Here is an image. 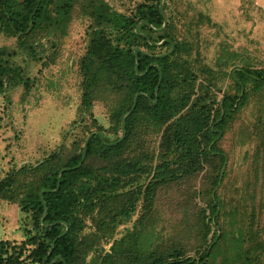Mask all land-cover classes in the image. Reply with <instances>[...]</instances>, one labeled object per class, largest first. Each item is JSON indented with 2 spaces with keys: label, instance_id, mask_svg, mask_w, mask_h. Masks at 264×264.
Instances as JSON below:
<instances>
[{
  "label": "trees",
  "instance_id": "trees-1",
  "mask_svg": "<svg viewBox=\"0 0 264 264\" xmlns=\"http://www.w3.org/2000/svg\"><path fill=\"white\" fill-rule=\"evenodd\" d=\"M159 1L141 0L125 13L105 0H0V30L16 38L13 48H0V91L12 81L25 83V70L14 56L22 53L37 60L45 49L41 40L54 42L74 6L89 19L88 41L78 58L77 114L81 119L87 113L93 127L85 126L87 134L69 148L60 144L37 162L12 167L0 177V199L15 203L31 218V228H26L19 243L0 240V264H85L87 254L111 236L138 202L137 225L92 258L93 264L264 262L262 216L256 214L255 205L247 214L226 209L217 191L224 182L227 160L219 140L248 94L264 95V67L234 66L229 73L233 92L224 90L218 100H208L217 74L206 64L193 67L178 55L182 46L166 33L170 25L164 0L166 25L153 29L163 22ZM159 39L173 44L168 54L141 49L155 48L152 42ZM236 57L235 52L221 49L216 71ZM201 74L206 85L202 92L196 90ZM135 95V106L124 119L123 138L108 144L119 137L102 134L101 125L91 117L92 105L108 107L112 123L120 129ZM141 118L160 127L157 150L130 154L137 147H133L134 130ZM257 124L259 153L264 146V113L258 115ZM200 174L205 206L192 210L183 206L181 228L170 236L169 246L148 242L147 228L157 218L154 207L160 187ZM88 222L92 228L86 230Z\"/></svg>",
  "mask_w": 264,
  "mask_h": 264
},
{
  "label": "rangeland",
  "instance_id": "rangeland-1",
  "mask_svg": "<svg viewBox=\"0 0 264 264\" xmlns=\"http://www.w3.org/2000/svg\"><path fill=\"white\" fill-rule=\"evenodd\" d=\"M105 1L113 9L127 13L141 0ZM164 2L170 25L166 33L172 42L182 46L178 55L193 67L206 64L217 74L215 86L208 91V100H218L224 90L233 92L229 73L234 66L248 63L264 67V0ZM88 26L89 19L80 15L74 6L69 16L61 22L54 42L41 40L45 49L37 60L22 53L14 56V60L25 70V83L12 81L0 91V177L12 167L37 162L60 144L69 148L73 140L87 134L85 126L93 129L87 113H83L81 119L77 114L81 95L78 58L88 41ZM15 39L0 30V48H13ZM162 41L155 40L156 47L151 50L145 46L141 49L153 53L168 52L170 45ZM223 48L235 52L237 57L227 67L216 71L215 60ZM195 71L198 73L197 69ZM202 76L198 75L196 81V90L201 92L206 86ZM263 113L264 95L260 92L249 93L227 124L219 140L220 147L227 154L225 176L217 191L226 209L238 208L247 214L254 204L256 214L263 218L259 217V220L264 233V146L259 153L256 148L258 115ZM91 115L101 125L102 134L109 139L121 136V129L112 123L108 107L95 102ZM136 125L133 147H137L128 153L139 150L155 152L160 127L145 118H141ZM201 178L200 174L192 180L160 187L154 207L157 218L147 228L148 242L169 246L170 236L181 228L183 206H188V210L205 206L202 192L204 180ZM140 212L138 202L135 211L115 227L111 236L103 238L97 245L98 249L87 254L85 264H93L92 258L108 250L115 239L133 229ZM27 227L31 228L29 214L21 211L15 203L0 199V240L19 243L25 238ZM89 228L92 227L88 222L86 230Z\"/></svg>",
  "mask_w": 264,
  "mask_h": 264
},
{
  "label": "water",
  "instance_id": "water-1",
  "mask_svg": "<svg viewBox=\"0 0 264 264\" xmlns=\"http://www.w3.org/2000/svg\"><path fill=\"white\" fill-rule=\"evenodd\" d=\"M162 1H163V0H160V1H159V11H160V13H161V15H162L163 22H162V25H161L160 27L153 28V29H155V30H161V29L164 28L165 25H166V18H165L164 14H163ZM163 41H164V40H163ZM163 41H162V42H163ZM152 43L155 44V42H152ZM172 49H173V44L171 43V48H170V50H169L168 52H164V53H161V54H159V55H160V56H162V55H166V54H168ZM135 50H137V49L134 48L133 51H135ZM135 59H137V57H135ZM150 65H152V64H150ZM134 70H135V72L137 73V62H135ZM160 78H161V72L159 71L158 83H159V81H160ZM158 83L156 84L155 89H154V94H155V96H156V92H157ZM135 98H136V95H135L134 98H133V102H132V104H131L130 109H129L125 114H123V116H122V118H121V121H120L121 136L119 137L118 140H116V141H112V142H108V144L116 143L117 141H120V140L123 138V136H124V126H123L124 119H125L126 116H127L132 110H133V108H134V106H135ZM153 102H155V100H153ZM97 134H98L99 138L102 139L101 135H100L99 133H97ZM90 135H91V133L88 134V136L86 137L85 141L83 142V146H82V157L84 156V151H85L86 142H87V139H88V137H89ZM66 168H67V167L61 168V169H60V172H61L62 170H64V169H66ZM57 186H58V181H57ZM57 186H56V187H57ZM42 202H43V201H42ZM43 205H44V203H43ZM44 213H45V209H44Z\"/></svg>",
  "mask_w": 264,
  "mask_h": 264
}]
</instances>
